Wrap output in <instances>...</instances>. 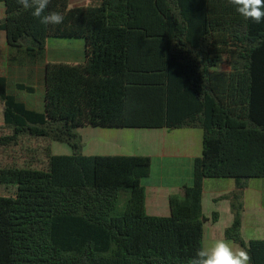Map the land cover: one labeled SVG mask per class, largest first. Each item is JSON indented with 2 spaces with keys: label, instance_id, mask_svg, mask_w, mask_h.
<instances>
[{
  "label": "trees",
  "instance_id": "obj_1",
  "mask_svg": "<svg viewBox=\"0 0 264 264\" xmlns=\"http://www.w3.org/2000/svg\"><path fill=\"white\" fill-rule=\"evenodd\" d=\"M0 3L18 59L44 54L52 38L85 42L83 62L46 64L43 111L0 73V186L10 191L0 196V264H189L208 221L205 180L220 178L236 181L222 198L234 216L226 239L264 264V239L242 235L246 190L264 179V22L227 0H51L64 21L45 26L17 0ZM85 127L204 131L194 182L170 197V216L147 213L152 158L87 156ZM53 143L73 153L54 155ZM123 195L124 214L112 216Z\"/></svg>",
  "mask_w": 264,
  "mask_h": 264
},
{
  "label": "crops",
  "instance_id": "obj_2",
  "mask_svg": "<svg viewBox=\"0 0 264 264\" xmlns=\"http://www.w3.org/2000/svg\"><path fill=\"white\" fill-rule=\"evenodd\" d=\"M71 3V0H70ZM0 20L5 17V5L0 3ZM71 41H83L71 39ZM50 42V40H49ZM47 50L42 55H21L10 50L6 34L0 33V73L8 80V91L25 103L28 108L43 111L45 95V68L49 62L80 63L85 59L84 50L76 54L73 50H61L58 59ZM16 53V54H15ZM12 59L10 61V58ZM228 70V67H221ZM26 81H17L19 76ZM17 79V80H16ZM18 84H25L35 89L30 94L19 91ZM38 92V96H34ZM22 93L28 95L23 96ZM40 94V95H39ZM34 96V97H33ZM4 104L0 100V126L4 125ZM102 129V130H101ZM91 137V143H84L87 156H148L153 160L150 176L145 179L146 209L150 216L168 217L171 215L170 197L180 193L182 187L194 182L193 165L203 155L204 131L202 129L183 128L162 129H109ZM105 133V134H104ZM109 133V134H108ZM92 135V136H93ZM142 138L144 143L137 146L132 140ZM108 143H93L96 139ZM93 139V141H92ZM71 155V154H70ZM236 188L234 179H206L203 194V212L207 218L203 246H208L218 238L225 237V231L232 226L234 216L229 200L222 199ZM217 215V220L213 216ZM242 235L249 242L264 239V179H253L245 193V211L243 215ZM233 242V241H232Z\"/></svg>",
  "mask_w": 264,
  "mask_h": 264
},
{
  "label": "clouds",
  "instance_id": "obj_3",
  "mask_svg": "<svg viewBox=\"0 0 264 264\" xmlns=\"http://www.w3.org/2000/svg\"><path fill=\"white\" fill-rule=\"evenodd\" d=\"M235 11L257 24L264 22V0H227ZM17 3L42 25H59L63 13L49 10L51 0H17ZM189 264H253L250 252L234 242L218 238L208 246L199 247Z\"/></svg>",
  "mask_w": 264,
  "mask_h": 264
},
{
  "label": "rangeland",
  "instance_id": "obj_4",
  "mask_svg": "<svg viewBox=\"0 0 264 264\" xmlns=\"http://www.w3.org/2000/svg\"><path fill=\"white\" fill-rule=\"evenodd\" d=\"M98 1L99 0H71L70 5L72 7L88 6V5H94V4L98 3ZM2 16L3 15L0 14V17H2ZM49 47L51 50L50 53L55 54L56 55L55 59H58L62 56V54H65V53H62L61 50H63V51H65L67 49L73 50L76 54L81 55L80 52L82 50H84V42L83 41H71L68 39L52 38V39H50ZM17 81H26V79H24V76L20 75L18 77ZM21 96L23 97V96H28V95L22 93ZM34 96H38V92L35 93ZM23 98H25V97H23ZM100 129L101 128L85 127V128L78 129V132L82 136L84 143L89 146V144L91 143L90 139H91V137L92 138L94 137V135H93L94 133L96 135L103 133L101 131L102 129L101 130ZM103 130H109V129H103ZM92 141H93V139H92ZM132 142L134 144H136L137 146H139L142 143H144V140H142V138L139 137L137 140H132ZM93 143H96V144L101 143V145L104 143V145H105V143H108V142L104 141V139H100V140L96 139V141H94ZM52 153L54 155H70L73 153V151H72L71 147L67 144L53 143ZM83 153H84V150H83ZM38 168H40V167L38 166ZM0 196H10V191L7 190L5 187L0 186ZM127 199H128V195H123L120 198L118 208L112 213V216H121L124 214L125 209H126Z\"/></svg>",
  "mask_w": 264,
  "mask_h": 264
}]
</instances>
